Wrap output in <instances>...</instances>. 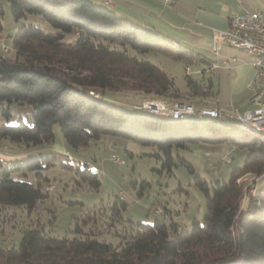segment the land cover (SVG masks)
<instances>
[{
	"label": "trees",
	"instance_id": "trees-1",
	"mask_svg": "<svg viewBox=\"0 0 264 264\" xmlns=\"http://www.w3.org/2000/svg\"><path fill=\"white\" fill-rule=\"evenodd\" d=\"M6 1L19 28L12 36V54L0 55V105L7 106L3 115L14 116L18 124L0 125V144L13 141L25 149L50 145L57 139L58 124L69 146H86L102 135L123 136L158 147L164 165L171 164L174 148H186L190 142L245 147L248 156L227 182L209 187L195 176L208 206L203 223L195 219L191 228H182L167 207L158 204L154 210L163 215L160 219L153 223L129 219L124 224L121 210L130 203L118 196L109 207L111 213L92 208L73 238L53 236L41 226L26 229L18 248H0V264H264V136L251 132L238 119H173L147 110L131 112L108 101L116 100L108 91L121 89L171 103L182 101L173 77L141 57L145 53L168 54L187 65L206 60L192 47L93 0ZM2 15L0 3V37ZM35 16L55 31L32 24ZM69 35L76 42L68 40ZM187 77L193 95L213 94L211 79L204 86ZM50 158L56 155L9 163L0 158V167L12 165L2 173L0 204L33 210L48 193L43 182L30 179L29 174L37 171L38 177L48 180L41 171L55 164ZM13 169L22 170L24 177L11 178ZM77 173L95 188L101 184L98 173L88 167H77ZM246 174H252L255 187L246 188ZM107 232L119 236L120 243L99 239Z\"/></svg>",
	"mask_w": 264,
	"mask_h": 264
},
{
	"label": "rangeland",
	"instance_id": "rangeland-1",
	"mask_svg": "<svg viewBox=\"0 0 264 264\" xmlns=\"http://www.w3.org/2000/svg\"><path fill=\"white\" fill-rule=\"evenodd\" d=\"M1 1L3 6L1 20L4 26L2 35L6 42L12 43V36L19 26L14 22L9 2ZM34 19L32 24L41 25L50 32L55 31L40 16H35ZM67 39L76 42L73 36L69 35ZM11 48L12 46H9L10 50L5 51V56L12 54ZM191 50L200 58L206 59V55L193 48ZM141 57L158 65L173 77L175 88L182 95L180 103L191 102L200 107L206 101L208 106H218L215 100L216 96H220L218 82L213 86L211 96L193 95L188 87V75L204 86H207L208 80L213 77V71H205L204 62L187 65L181 59L158 52L145 53ZM107 94L116 98L114 101L108 100L109 104L131 112H146L139 108L145 99H160L132 89L108 91ZM164 100L171 105L179 103ZM0 106H2L0 125L18 124L14 116L7 118L3 115L2 110L7 106ZM14 108L13 105L12 109ZM55 128L57 139L50 145L44 144L25 149L20 146L21 144L13 141L0 144V158L8 163L30 156L56 155V158L49 159L55 164L41 171L48 180L38 177L37 171L29 174L30 179L36 182L42 181L41 185L48 193L33 210L29 211L23 205L0 204V248H18L25 230L36 226L43 227L53 236L73 238L78 235L77 226L82 225L85 215L92 208L97 206L103 208L102 212L111 213L109 207L114 204L116 197L122 196L127 200V195L134 201L127 200L130 202L129 208L121 210L124 224L129 219L134 222L144 220L153 223L163 217L154 210L155 205L160 204L164 208L167 207L168 212L182 228L189 229L195 218L201 223L204 222L208 208L205 195L196 184L195 176L199 175L209 187L217 182H227L231 179L234 169L244 166L248 156V149L245 147L231 148L224 142H190L186 148H174L171 164L164 165V154L156 146L145 145L123 136L102 135L98 139L91 140L88 145L76 148L66 144L58 124ZM113 156L118 157L119 161H115ZM224 156H228L231 161L224 160ZM8 163L0 167V181L6 167L12 166ZM66 163L72 164L74 168ZM77 167L81 169L88 167L97 172L101 182L98 188L93 187L89 180L79 175ZM10 176L24 177L22 170L18 169H13ZM243 177L245 180L249 179L246 188L256 186L252 174ZM259 183H263L262 180ZM257 193L258 191L254 194ZM115 226L120 229L122 225L117 223ZM98 237L114 245H118L121 241L119 236L109 232Z\"/></svg>",
	"mask_w": 264,
	"mask_h": 264
},
{
	"label": "crops",
	"instance_id": "crops-1",
	"mask_svg": "<svg viewBox=\"0 0 264 264\" xmlns=\"http://www.w3.org/2000/svg\"><path fill=\"white\" fill-rule=\"evenodd\" d=\"M93 1L206 55L205 71H213L212 84L215 86L218 82L219 85L220 96L215 98L218 107L226 113L234 109L241 113L252 109L248 86L255 73L253 56L223 43L218 45L216 51L213 50L211 34L213 29L229 28L233 11H264V0H172L169 3L166 0ZM3 45L11 47L12 43L6 42L1 36L0 55L5 53ZM126 197L128 201H134L128 195Z\"/></svg>",
	"mask_w": 264,
	"mask_h": 264
},
{
	"label": "built area",
	"instance_id": "built-area-1",
	"mask_svg": "<svg viewBox=\"0 0 264 264\" xmlns=\"http://www.w3.org/2000/svg\"><path fill=\"white\" fill-rule=\"evenodd\" d=\"M172 0H166L169 3ZM212 48L217 50L218 45H225L242 49L253 56L255 73L249 82V98L253 105L252 109L241 113L234 109L231 113H226L221 108L211 107L206 104L197 107L194 103L183 102L171 105L164 99H145L139 108L149 111L160 117H170L173 119H183L188 117H212L219 120L238 119L251 132L264 136V11L263 10H243L232 12L230 16V26L227 29H213ZM5 51L9 47L3 45ZM12 50V48H11ZM204 105V106H203ZM71 158L70 154H67ZM115 161L119 158L113 156ZM72 159V158H71ZM224 160L230 162L228 156ZM161 212V208L157 209Z\"/></svg>",
	"mask_w": 264,
	"mask_h": 264
}]
</instances>
